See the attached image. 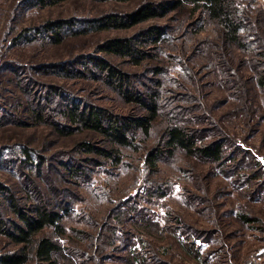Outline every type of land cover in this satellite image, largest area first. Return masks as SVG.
Instances as JSON below:
<instances>
[{"label":"rangeland","instance_id":"374dc122","mask_svg":"<svg viewBox=\"0 0 264 264\" xmlns=\"http://www.w3.org/2000/svg\"><path fill=\"white\" fill-rule=\"evenodd\" d=\"M144 1L166 0H0V217L14 224L10 203L22 205L30 198L24 183L34 181L44 193L51 180L56 196L67 203L61 211L65 231L57 236L47 230L58 239L56 264H140L133 255L142 258L141 264H264V92L253 90V120L260 122L252 132L244 117L234 109L229 112L231 85L221 82L224 59L235 75L243 66L239 60L250 56L237 46H222L218 26L188 4L135 25L104 26V16L120 17ZM235 2L255 17L254 27L259 25L264 35V0ZM100 18L101 28L88 25ZM47 20L76 24L56 40L54 34H36ZM154 25L164 30L162 40L151 38L144 44L140 33ZM127 36L144 50L140 57L98 47ZM100 61L128 72L139 89L157 90L154 82L161 79L157 92L166 110L194 116L197 126L217 124L237 133L243 148L260 157L261 169L241 151L237 154L245 165L236 168L227 162L215 168L181 152L147 168L145 153L160 142L161 120L154 122L150 135L136 129L135 146L121 147L116 164L77 149L80 139L91 140L96 148L107 143L66 117L68 99L118 115L140 114L97 70ZM244 66L241 72L248 70ZM156 67L161 76L150 72ZM58 91L63 92L60 98ZM35 109L40 117L30 112ZM202 112L204 117H196ZM25 145L44 159L41 176H28L18 166ZM73 165L81 166L79 176L67 172ZM253 171L255 177L238 181L242 173ZM12 244L1 233L0 255L13 249ZM25 264L42 263L31 258Z\"/></svg>","mask_w":264,"mask_h":264},{"label":"trees","instance_id":"16d2710c","mask_svg":"<svg viewBox=\"0 0 264 264\" xmlns=\"http://www.w3.org/2000/svg\"><path fill=\"white\" fill-rule=\"evenodd\" d=\"M184 4L190 5L194 11L203 12V14L207 15L208 21L212 22L214 26H218V38L222 46L227 44L237 46L247 51L250 56L239 60V63H243L241 67H245L244 65L248 64V70L241 72V67L237 68L235 75V69L227 65L226 59H224L223 71L226 75L221 78V82L224 85H231L230 95L233 108L229 112L234 109L233 113L238 112L237 116H242L246 119L244 123L248 126V129L252 130V132L256 131L260 121L258 118L253 120V117L257 116L255 114L256 108L254 107L256 95H253V92H255L253 90L259 88L264 92V35L259 25L254 27L253 20L255 21L256 19L251 17L246 7L239 2H235V0L144 1L137 8L120 15V17L110 14L102 19L104 20V26L135 25L155 19L157 16L176 10ZM261 15L264 16L263 12ZM100 19L97 22L90 21L88 25L92 28L94 26L95 29L101 28L99 23H101L102 19ZM75 24L76 22L70 23L63 20H47L42 27L37 28L36 34L46 33L50 36L54 34L57 40L61 32L69 33L70 29L75 27ZM163 33V29L154 25L142 31L139 39L144 44L146 40L150 41L151 38L155 42H160ZM98 47L123 56H130L133 59H136L134 58L135 56L140 57V52L144 53V50L140 51L138 45L134 46V40L129 36L107 39L104 44ZM136 61L137 63L139 62L138 60ZM95 67L108 78L109 82L117 90L121 91L126 100L133 102L138 107L140 114L118 115L101 106L89 103L84 104L82 101V103H73L75 100L68 99V101L72 102H68L66 106L64 112L66 117L79 128L98 134L107 143L105 148H96L91 140L80 139L75 145L80 151L112 158L114 164H116L120 162V155L117 152L121 147L132 148V146H135L134 131L136 129H140L144 135H150L154 122L161 120L163 125L160 142L145 153L143 163L147 168H156L160 159L166 155L173 156L176 152L183 153L185 157L208 161L215 168H221L223 162H227L228 166L231 165L236 168L237 166L245 165L244 159L237 154L241 151L250 154L252 162L258 169H261L260 157L250 152L247 148H243L237 133L231 134L228 129L217 124H213L211 127L197 126L194 116L181 117L179 116V111L166 110L157 92L163 84L161 79L154 82L157 90L150 86L139 89L131 84V75L128 72L118 70L105 61L96 62ZM150 72L161 76L159 67ZM62 93L58 91L56 96L60 98ZM41 106L43 107L44 105ZM30 112L35 118L41 116L38 109ZM203 114V112L199 113V116L196 117L202 118L204 117ZM259 116L261 115L259 114ZM60 131L63 130L60 129ZM233 134L236 136L234 137ZM20 151L22 157L18 161V166L21 170L24 171L23 168H25L30 173L27 174L28 176H41L44 169L43 166H45L44 159L37 152L35 154L26 145L22 146ZM66 170L71 177L79 176L82 171L81 166L78 165L77 167L74 165L69 166ZM219 171L227 172L224 169ZM247 175L255 177V171L248 174L242 173L241 176L243 177L238 181L246 180ZM27 182L24 183V191L30 198L25 199V204L10 203L11 198L8 195L9 203L12 205V210L16 217L15 223L7 225L5 220L0 217V234L4 233L10 242L13 243V249L0 255V263L25 264L33 258L38 263L56 264V254L60 252L59 244L56 241L58 239H53L52 235L47 233V230H51L57 236H60L65 231L61 223L63 218L61 211L66 208L63 206H67V203L61 195L56 196L59 193L55 194L56 187L51 180L48 181L49 184L46 185L47 189L44 193L40 192L34 181ZM246 219L249 220L248 217ZM131 259L133 262L142 263V258L138 255H133Z\"/></svg>","mask_w":264,"mask_h":264}]
</instances>
